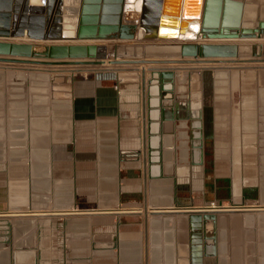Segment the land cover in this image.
Wrapping results in <instances>:
<instances>
[{
  "label": "crops",
  "instance_id": "0c3cea01",
  "mask_svg": "<svg viewBox=\"0 0 264 264\" xmlns=\"http://www.w3.org/2000/svg\"><path fill=\"white\" fill-rule=\"evenodd\" d=\"M222 41L237 40L206 42ZM91 67L0 62V264H264V70L245 91L213 88L200 119L199 66ZM156 69H174L193 106L165 123L160 151Z\"/></svg>",
  "mask_w": 264,
  "mask_h": 264
},
{
  "label": "water",
  "instance_id": "95a60500",
  "mask_svg": "<svg viewBox=\"0 0 264 264\" xmlns=\"http://www.w3.org/2000/svg\"><path fill=\"white\" fill-rule=\"evenodd\" d=\"M132 1L79 0L74 33L65 36L59 16L63 0H40V3L0 0V62L94 66L106 61L113 65L264 62L262 43L206 42L264 39V0H141L135 18L124 20L123 13L129 7L125 3ZM251 13L252 20H246ZM180 18L198 21L197 40L171 42L159 34L161 29H175L172 26ZM104 41L131 42L113 45L108 51ZM211 76L204 71V80L212 79ZM142 82H145L144 70ZM147 83L148 95L155 94L158 98L160 125L155 134L160 151L163 133H174L173 129L168 131L164 127L165 123L178 120L179 109L193 106L181 104L175 95L174 69L152 70ZM194 95L199 100L196 117L201 119L202 90ZM185 117L189 119L191 114ZM198 132L193 137L201 147L202 132ZM201 155L202 150L199 160ZM214 218V211L203 215L205 236H212Z\"/></svg>",
  "mask_w": 264,
  "mask_h": 264
},
{
  "label": "rangeland",
  "instance_id": "374dc122",
  "mask_svg": "<svg viewBox=\"0 0 264 264\" xmlns=\"http://www.w3.org/2000/svg\"><path fill=\"white\" fill-rule=\"evenodd\" d=\"M32 3H40V0H31ZM127 4V3H126ZM125 4V5H126ZM78 7H79V0H63L62 4V12L60 13V17L62 19V31L64 30V25L63 23L74 21V24L76 23L77 20V15H78ZM130 12V11H129ZM128 12V13H129ZM133 13V12H130ZM70 17V18H69ZM125 12L123 14V19L125 20ZM68 26V25H66ZM75 27V26H74ZM66 34V33H65ZM167 40V39H166ZM175 41V40H171ZM261 39H247V40H237L236 42L239 43H262ZM56 42H66V41H56ZM70 42V41H68ZM114 41H104L103 43L105 44H111ZM111 47V46H110ZM112 48H110L109 51H111ZM264 58V56L262 57ZM107 62V61H106ZM105 64H109L106 63ZM104 65V64H103ZM91 67V65H67L69 68L73 69H79V68H86V67ZM181 66L184 67V71L191 70L193 68L192 66H199L200 70H204L209 72L212 76L210 79L211 82L214 84L213 88L217 91H238V90H243L244 89L245 83H244V77L246 74H257L260 73L262 70H264V62H218V63H207V64H181ZM97 67H102V65H92L91 68H97ZM189 74V73H188ZM189 75L187 73L184 74V77H179L178 78V88L180 90H187L188 87L186 88V83L184 80L187 79Z\"/></svg>",
  "mask_w": 264,
  "mask_h": 264
},
{
  "label": "bare ground",
  "instance_id": "6f19581e",
  "mask_svg": "<svg viewBox=\"0 0 264 264\" xmlns=\"http://www.w3.org/2000/svg\"><path fill=\"white\" fill-rule=\"evenodd\" d=\"M137 1H139L138 2V11H139L140 10V7H141V0H137ZM132 2H133L132 3L133 5L130 7L129 10L134 9L136 7V0H133ZM250 2H255V1L254 0H250ZM59 16H60V14H59ZM252 17H253V13L248 14L246 16V20H252ZM70 22H72V21L70 20ZM65 23H67V25L69 27H71L70 26L71 23L66 22V21H65ZM72 27H71V29L69 28L70 30L68 29L70 32H67L66 34H65V32H63V35H65V36H67V35H73V33H74V27L73 28ZM172 27H174L175 29H161L159 34L161 36H164L169 41H171V40H175V41L181 40V41H183V39H185V40H193V39L194 40H197L196 35H197L198 28H199V23H198V21L196 19L180 18L176 22V25L175 26H172ZM261 40L264 41V39H261ZM56 41H59V40H56ZM61 41H64V40H61ZM67 41H69V40H67ZM175 41H171V42H175ZM242 43H244V42H242ZM195 135L198 136L199 135V132L198 131H195ZM197 157L198 158L200 157V151L197 152Z\"/></svg>",
  "mask_w": 264,
  "mask_h": 264
},
{
  "label": "flooded vegetation",
  "instance_id": "af4514ba",
  "mask_svg": "<svg viewBox=\"0 0 264 264\" xmlns=\"http://www.w3.org/2000/svg\"><path fill=\"white\" fill-rule=\"evenodd\" d=\"M212 82L209 79H205L202 82V97H203V108H205L206 112L208 111V109H210L209 107H211L212 102H211V96H212V92H213V86H212ZM209 106V107H208ZM210 126H206V129L204 131H202V146H201V150L203 153L204 150V155L206 156V158H209V148L210 145H212L213 143V131L209 129Z\"/></svg>",
  "mask_w": 264,
  "mask_h": 264
}]
</instances>
